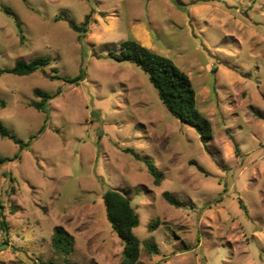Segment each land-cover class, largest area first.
Segmentation results:
<instances>
[{
  "label": "rangeland",
  "instance_id": "obj_1",
  "mask_svg": "<svg viewBox=\"0 0 264 264\" xmlns=\"http://www.w3.org/2000/svg\"><path fill=\"white\" fill-rule=\"evenodd\" d=\"M89 14L83 44L55 20ZM131 37L189 75L213 124L207 147L140 67L107 57ZM39 56L51 60L46 74L0 77V120L24 141L45 124L34 91L56 95L30 146L0 137V157L19 155L0 165V264H65L52 247L58 226L74 237L71 264H121L102 199L111 189L158 251L143 245L140 264H264V0H0V67ZM82 67L80 85L49 78ZM127 149L164 173L161 185Z\"/></svg>",
  "mask_w": 264,
  "mask_h": 264
},
{
  "label": "trees",
  "instance_id": "obj_2",
  "mask_svg": "<svg viewBox=\"0 0 264 264\" xmlns=\"http://www.w3.org/2000/svg\"><path fill=\"white\" fill-rule=\"evenodd\" d=\"M6 12L11 14L9 11ZM55 20L57 22H66L78 34L79 42L81 44L84 43V39L89 32L91 14L87 15L84 22L80 25L65 15H59ZM16 25L21 38L24 39L22 27L18 20H16ZM107 57L117 62L126 61L140 67L149 76L151 83L157 89L159 98L167 110L183 124L193 128L199 134L204 145L208 146L207 144L214 136L213 124L199 111L196 89L185 71L179 68L168 57L143 46L132 37L121 44L119 51L110 50ZM50 63V58L45 56H39L30 61L18 60L12 67H0V77L4 74L16 76H30L37 72L46 74V68ZM85 76V68L82 67L79 74L74 78L63 77L56 70L49 75V78L71 85H80L85 80ZM34 96L36 100H33L30 106L44 113L46 118L45 124L29 141L16 137L0 120V137L13 141L20 147L21 151L30 146L34 139L45 131L50 120L49 105L56 97V95L40 89L34 91ZM5 106L6 103L0 96V107L5 108ZM236 149L238 150L237 147ZM126 152L131 154L136 161L144 163L147 172L153 177L155 185H161L165 175L155 167L149 158L142 157L133 149H127ZM17 159H19L18 154L13 158L0 157V165ZM164 197L171 205L178 207L177 202L169 193H165ZM102 199L106 217L111 228L123 244L121 264H140L143 245L150 253L158 252L153 243L143 242L135 234L134 230L140 225V217L128 197L117 190L111 189L103 194ZM3 209L4 207L0 204V225L2 230L8 234V225ZM73 245L74 237L70 232L63 226L56 227L52 238V247L58 256L64 258L65 264H71L69 257L73 252ZM50 264H54V262Z\"/></svg>",
  "mask_w": 264,
  "mask_h": 264
}]
</instances>
